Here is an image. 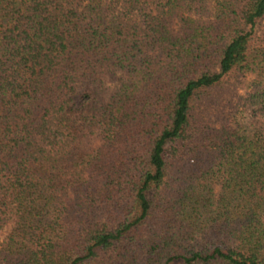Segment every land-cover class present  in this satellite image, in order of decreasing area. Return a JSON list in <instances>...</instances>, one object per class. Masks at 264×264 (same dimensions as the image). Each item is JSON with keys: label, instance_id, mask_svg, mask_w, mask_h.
<instances>
[{"label": "trees", "instance_id": "16d2710c", "mask_svg": "<svg viewBox=\"0 0 264 264\" xmlns=\"http://www.w3.org/2000/svg\"><path fill=\"white\" fill-rule=\"evenodd\" d=\"M263 21L0 0V264H264Z\"/></svg>", "mask_w": 264, "mask_h": 264}, {"label": "rangeland", "instance_id": "374dc122", "mask_svg": "<svg viewBox=\"0 0 264 264\" xmlns=\"http://www.w3.org/2000/svg\"><path fill=\"white\" fill-rule=\"evenodd\" d=\"M263 33H264V21L261 22V24H259L258 27H257V29H256V32H255V41H258L259 39H261L262 36H263ZM249 78L250 77H248L247 79H245V80L242 81L241 80L242 78L238 77V78L233 79L232 81H233L234 85L239 86V87H242L237 82L242 81L241 83L244 84V82L247 81ZM232 81H231V83H232ZM241 90L242 89H238V91H241ZM215 189L217 190V186H216ZM4 235H5V230L2 232V236H4Z\"/></svg>", "mask_w": 264, "mask_h": 264}]
</instances>
